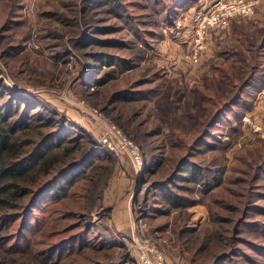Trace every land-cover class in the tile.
Instances as JSON below:
<instances>
[{
	"label": "rangeland",
	"instance_id": "obj_1",
	"mask_svg": "<svg viewBox=\"0 0 264 264\" xmlns=\"http://www.w3.org/2000/svg\"><path fill=\"white\" fill-rule=\"evenodd\" d=\"M171 3L177 4L175 9ZM247 3L0 0V88H7V95L15 92L46 105L56 121L53 135L74 134L85 146L87 158L98 156L75 176L65 195L41 203L32 221L45 222L44 226L34 232L33 225L26 231L29 241L19 239V248L12 250L30 257L24 252L28 243L43 247L76 235L82 229L68 226L82 219L76 216L82 210L84 222L91 226L89 238L114 239V246L107 249L113 264H148L145 260L192 264V256L201 258L204 239L194 232L211 223V209L223 210L234 181L249 182L264 161V49L255 79L240 101L191 156L203 167L201 180L207 182H188L196 189L186 193L191 201L182 205L160 202L155 188L177 170L186 151L164 144L169 139L166 128L155 132L163 124L159 118L163 107L176 106V115L186 116L187 107L199 99L193 88L205 83L214 64L237 62L225 51L228 46L247 49L255 24L264 23V0H257L252 14ZM99 78L104 83L98 84ZM122 89L134 94L119 99ZM76 143L71 142L70 149ZM153 154L162 155L163 161H155ZM74 155L78 158L81 153ZM94 164L98 166L93 168ZM262 172L258 192L264 190ZM241 192L236 200L239 218L249 199L245 188ZM257 193L253 199L264 205V197ZM152 206L161 210L151 214ZM249 215L248 221L264 225V213ZM187 228L194 229L188 242L181 233ZM243 232L240 235L247 239L238 242L242 254L223 264H264V253L249 247L250 237L253 243L264 244V227L257 224ZM32 260L40 264L34 256Z\"/></svg>",
	"mask_w": 264,
	"mask_h": 264
},
{
	"label": "trees",
	"instance_id": "obj_2",
	"mask_svg": "<svg viewBox=\"0 0 264 264\" xmlns=\"http://www.w3.org/2000/svg\"><path fill=\"white\" fill-rule=\"evenodd\" d=\"M172 3L170 6L175 9L177 4ZM255 28H257L255 32L249 34L247 49L233 45L225 50L234 56L233 59L237 62L230 63L227 60L216 62L215 71L206 75L205 83L193 88L199 99L197 103L187 107L186 116H177L173 110L177 108L176 106L161 109L159 118L163 124L162 127L158 126L155 133H162L166 128L169 139L164 144L173 148L180 147L186 152L180 159L177 170L174 168L176 171H171L170 178L160 182L155 188V193L161 195L160 202L167 204L170 200L173 201V205L178 206L191 201L186 193L195 191L196 188L188 182H198L203 176V167L192 160L191 156L199 145L211 136L210 129L240 101L247 85L255 79L260 55L264 49V23L255 24ZM91 40L94 38L89 36V41ZM96 82L104 83V79L99 78ZM1 87L0 264H33L32 256L40 264H113L112 256L108 255L107 249L114 246V239L106 236L99 240L89 238L87 233L91 226L84 222L86 211L82 210L76 215L77 218L82 216V219L68 226V229H82L76 235L46 242L43 247L32 248L28 243V248L24 252L29 253L30 257H24L25 253L18 255L16 250H12L19 248V239L29 241L26 238L27 230L37 226L35 232L44 226L45 222L42 225L40 221L36 220L35 224L32 221L34 211L41 203L45 199L65 195L66 190L74 183L75 176L89 164L90 159L98 156L91 155L92 157L87 158L85 146L74 134L53 135L55 129L53 124L56 121L50 117L51 113L46 105L36 101L29 102V98L17 96L15 92L7 95V88ZM178 92L181 95L182 91ZM131 94H134L133 90L122 89L117 97L124 99ZM4 96L6 98L1 101V97ZM167 113H169L168 117L165 116L168 115ZM186 135L189 137L186 138ZM73 141L77 142L75 144L77 146L70 149V143ZM76 152L81 153L80 157L74 155ZM153 156L155 161H163L162 155L153 154ZM97 166L94 164L93 168ZM262 171H264V161L257 167L255 173L249 175V182L241 178L234 181V187L231 189L233 193L230 192L227 201H224L223 210L218 207L211 209V223L194 232L195 237L204 239V242L199 247L200 252H203L201 258L192 256V264H223L229 259L232 260L236 255L242 254L243 250L238 246V242H245L247 239L240 235L244 233L243 230L257 224L264 227L260 222L248 221L245 218L248 213L251 215L255 211L264 213V205L259 204L258 200L252 197V194L257 193L263 185ZM201 181L205 184L207 182ZM242 188L249 193V199L246 202L244 216L239 218L235 215L239 209L236 200L243 193ZM257 194L263 198L264 190ZM155 207L152 206L149 211L161 210ZM83 209L88 208L83 207ZM163 211H170V208ZM75 213L72 212L70 216H74ZM193 231L194 229L187 228L181 232L186 235L184 238L187 242ZM13 238L16 241L12 242ZM250 238L249 247L264 253V244L253 243ZM70 243L73 244L70 246ZM64 255L69 258H62ZM251 259L253 258L249 255V260Z\"/></svg>",
	"mask_w": 264,
	"mask_h": 264
},
{
	"label": "built area",
	"instance_id": "obj_3",
	"mask_svg": "<svg viewBox=\"0 0 264 264\" xmlns=\"http://www.w3.org/2000/svg\"><path fill=\"white\" fill-rule=\"evenodd\" d=\"M257 0H249V3L245 4V7L248 8L249 14L254 13L255 10V5H256ZM139 164L143 165L144 160L142 158H139ZM148 264H150V261L145 260Z\"/></svg>",
	"mask_w": 264,
	"mask_h": 264
}]
</instances>
